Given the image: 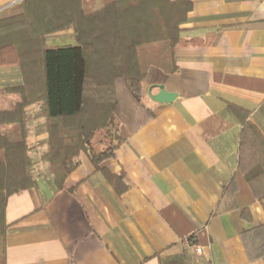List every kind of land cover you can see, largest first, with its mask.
Masks as SVG:
<instances>
[{"label": "crops", "instance_id": "obj_1", "mask_svg": "<svg viewBox=\"0 0 264 264\" xmlns=\"http://www.w3.org/2000/svg\"><path fill=\"white\" fill-rule=\"evenodd\" d=\"M191 1L178 70L151 67L127 84L153 117L133 133L122 127L114 158L97 168L82 152L55 191L40 158L48 139L42 106L27 108L37 185L8 199L6 264H264L243 239L264 224V197L227 210L225 193L243 119L264 135V0ZM21 3L0 0V18L20 13ZM60 32L65 43L56 45L75 44L73 29ZM22 83L18 66L0 67V108L16 99L1 91ZM159 85L176 98L154 100Z\"/></svg>", "mask_w": 264, "mask_h": 264}, {"label": "trees", "instance_id": "obj_2", "mask_svg": "<svg viewBox=\"0 0 264 264\" xmlns=\"http://www.w3.org/2000/svg\"><path fill=\"white\" fill-rule=\"evenodd\" d=\"M21 7L0 18V67L18 66L23 78L21 85L1 91L16 99L0 108V264H6L8 199L37 185L27 108L42 106L48 139L41 160L55 191L62 190L82 152L98 168L124 142L122 125L133 133L153 117L127 84L143 80L151 67L178 70L175 49L193 5L191 0H23ZM68 28L74 29V45L48 44L47 34ZM100 136L98 142L106 143L97 149ZM225 193L231 199L227 210L264 197V135L245 118L238 168ZM243 239L250 258H264V224L244 231Z\"/></svg>", "mask_w": 264, "mask_h": 264}, {"label": "rangeland", "instance_id": "obj_3", "mask_svg": "<svg viewBox=\"0 0 264 264\" xmlns=\"http://www.w3.org/2000/svg\"><path fill=\"white\" fill-rule=\"evenodd\" d=\"M23 1V0H22ZM68 29H73V28H68ZM64 30H67V29H64ZM61 31H63V30H61ZM59 32V31H58ZM67 34H62V32H60V34L59 33H57V32H53V33H50V34H47L46 35V40H47V42H48V44H50V45H54V46H57L56 44L59 42V43H65V41H63V39H64V37L66 36ZM73 35H74V29H73ZM62 38V39H61ZM59 39H61L62 41L60 42L59 41ZM132 100H134V99H132ZM122 127H124L123 125L121 126V129H122ZM99 139H97V141L95 142V147H97V149H101L104 145H105V143H106V141H104V143L103 144H101V143H99L98 141L100 140V138H102L101 136L100 137H98ZM105 140V139H104ZM41 158V157H40ZM50 173V172H49ZM51 174V173H50ZM1 237V236H0ZM0 247H1V238H0ZM1 249V248H0Z\"/></svg>", "mask_w": 264, "mask_h": 264}, {"label": "water", "instance_id": "obj_4", "mask_svg": "<svg viewBox=\"0 0 264 264\" xmlns=\"http://www.w3.org/2000/svg\"><path fill=\"white\" fill-rule=\"evenodd\" d=\"M159 88L160 90L156 94L150 91V95L154 100L159 102H171L176 98L177 94L174 92H167L163 85H159Z\"/></svg>", "mask_w": 264, "mask_h": 264}, {"label": "built area", "instance_id": "obj_5", "mask_svg": "<svg viewBox=\"0 0 264 264\" xmlns=\"http://www.w3.org/2000/svg\"><path fill=\"white\" fill-rule=\"evenodd\" d=\"M195 251H196L197 253L201 254V253L203 252V249H202V247H200L199 245H196V246H195Z\"/></svg>", "mask_w": 264, "mask_h": 264}]
</instances>
